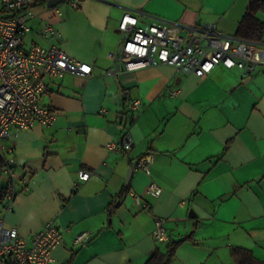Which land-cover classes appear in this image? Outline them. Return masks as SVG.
I'll return each mask as SVG.
<instances>
[{"label": "crops", "instance_id": "1", "mask_svg": "<svg viewBox=\"0 0 264 264\" xmlns=\"http://www.w3.org/2000/svg\"><path fill=\"white\" fill-rule=\"evenodd\" d=\"M47 1H34L23 48L57 47L92 73L47 80L40 103L56 112L54 126L13 132L6 142V157L20 164L0 168V189L13 180L15 191L11 211L0 205L5 225L26 238L54 220L62 240L50 264H145L188 235L171 264H233L231 248L264 261V65L248 77L222 66L203 78L180 76L165 65L105 75L125 11L140 26L160 18L186 34L213 23L234 37L249 0H79L77 7L64 0L52 8ZM257 18L264 22V14ZM44 24L49 37L40 34ZM126 132L129 152L106 149ZM145 158L149 175L131 169ZM151 183L159 196L147 193ZM122 189L128 195L109 219ZM155 219L164 221L165 241L153 237Z\"/></svg>", "mask_w": 264, "mask_h": 264}, {"label": "built area", "instance_id": "2", "mask_svg": "<svg viewBox=\"0 0 264 264\" xmlns=\"http://www.w3.org/2000/svg\"><path fill=\"white\" fill-rule=\"evenodd\" d=\"M35 0H2L4 13L0 15V154L5 172L11 171L13 159H8L6 142L13 132L32 129L34 126L52 127L57 115L54 110L40 103L49 79H61L65 75L89 77L92 67L76 61L57 47L44 48L33 45L23 48V37L30 31L28 22L34 17ZM74 7L79 0L72 2ZM160 18H151L145 25L138 24L137 17L125 11L119 21L120 50L113 57L106 76H117L161 65L170 66L180 76H207L216 66L237 69L243 77L251 76L259 65H264V49L260 43L241 40L221 34L216 24L186 28ZM40 34L49 37L53 30L49 24L40 28ZM140 110V102L134 101L130 111ZM133 147L128 132L118 142L106 146L108 151L129 152ZM149 161L139 159L132 170H142L149 175ZM90 174L78 173L80 181H87ZM4 199L3 211L13 209L15 191L13 180ZM160 188L151 183L147 193L153 197ZM136 203L139 198L133 195ZM153 237L165 241L164 221L154 220ZM77 237L76 242L82 241ZM62 240V234L54 220L29 237H21L13 227H7L0 212V264H50L52 252Z\"/></svg>", "mask_w": 264, "mask_h": 264}, {"label": "trees", "instance_id": "3", "mask_svg": "<svg viewBox=\"0 0 264 264\" xmlns=\"http://www.w3.org/2000/svg\"><path fill=\"white\" fill-rule=\"evenodd\" d=\"M258 13L264 14V0H249L248 7L236 27L235 38L261 43L264 39V22L257 18ZM0 168H3L2 162ZM7 193V188L0 189V205L4 202ZM127 195V190L122 189L108 206L106 211L109 219L122 206ZM191 238L192 236L188 235L178 241H169L164 252L156 249L145 264H171L180 245ZM230 256L233 264H264V261H256L249 250L242 248H231Z\"/></svg>", "mask_w": 264, "mask_h": 264}, {"label": "water", "instance_id": "4", "mask_svg": "<svg viewBox=\"0 0 264 264\" xmlns=\"http://www.w3.org/2000/svg\"><path fill=\"white\" fill-rule=\"evenodd\" d=\"M64 0H48L47 1V7L49 8H52V7H55L57 4L63 2ZM18 164H20L19 162L15 163L12 165L11 168H15ZM129 177H130V173H128L127 177H126V180H125V183H124V186H127L128 184V181H129ZM192 215V211L189 213V216Z\"/></svg>", "mask_w": 264, "mask_h": 264}]
</instances>
